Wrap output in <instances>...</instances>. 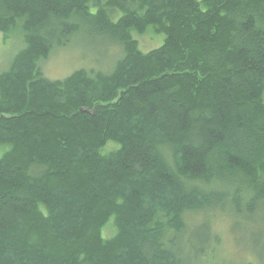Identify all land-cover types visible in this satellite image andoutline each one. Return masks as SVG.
Listing matches in <instances>:
<instances>
[{"label":"trees","instance_id":"1","mask_svg":"<svg viewBox=\"0 0 264 264\" xmlns=\"http://www.w3.org/2000/svg\"><path fill=\"white\" fill-rule=\"evenodd\" d=\"M0 32V264H203L216 212L264 243V0H0ZM81 33L109 68L44 77Z\"/></svg>","mask_w":264,"mask_h":264},{"label":"rangeland","instance_id":"2","mask_svg":"<svg viewBox=\"0 0 264 264\" xmlns=\"http://www.w3.org/2000/svg\"><path fill=\"white\" fill-rule=\"evenodd\" d=\"M134 37L139 41V48L142 51L160 46L163 42V35L156 34L149 28L143 35L134 33ZM23 44V38L20 32H12L9 37L4 40L3 34L0 32V71L9 68L13 56L19 51ZM113 54H117V48H112L108 42H104L98 38L81 33L72 37V39L64 46L53 50L48 59L41 62V69L44 77L51 80H59L65 78L78 68L105 69L109 68L113 62ZM118 145H116L117 147ZM114 144H109L103 150L109 151ZM4 152V148L0 147V156ZM199 215L187 213L185 221L187 225H191ZM214 230L219 238L215 251L211 248L210 254L204 259L203 264L212 263H230V264H264V243L261 244L260 235L252 225H247L233 217L225 220L218 212H216L214 220ZM212 223L210 220H201L193 226V238L206 239L212 233ZM233 231H232V230ZM113 226L108 224L104 229V236H111ZM184 247V242L181 243ZM180 244V250L186 252ZM187 245V243H186Z\"/></svg>","mask_w":264,"mask_h":264}]
</instances>
